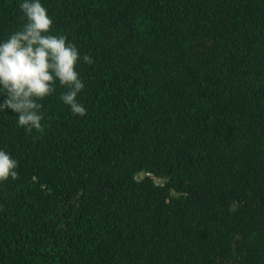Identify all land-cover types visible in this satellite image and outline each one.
Returning a JSON list of instances; mask_svg holds the SVG:
<instances>
[{
	"label": "trees",
	"instance_id": "16d2710c",
	"mask_svg": "<svg viewBox=\"0 0 264 264\" xmlns=\"http://www.w3.org/2000/svg\"><path fill=\"white\" fill-rule=\"evenodd\" d=\"M42 3L95 61L87 113L0 112V264H264V0ZM21 17L0 0V39Z\"/></svg>",
	"mask_w": 264,
	"mask_h": 264
},
{
	"label": "clouds",
	"instance_id": "9594fccd",
	"mask_svg": "<svg viewBox=\"0 0 264 264\" xmlns=\"http://www.w3.org/2000/svg\"><path fill=\"white\" fill-rule=\"evenodd\" d=\"M22 23L7 38L0 39V112L11 110L17 125L27 131L42 129L44 113L40 103L59 95L74 116H85L78 96L85 87L77 66L92 65L94 59L81 54L64 34L52 31L53 19L42 0H19ZM19 162L0 148V183L18 177Z\"/></svg>",
	"mask_w": 264,
	"mask_h": 264
}]
</instances>
